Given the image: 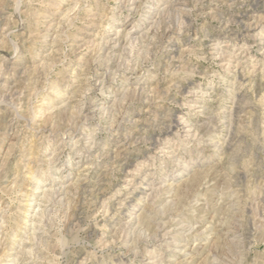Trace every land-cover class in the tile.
Instances as JSON below:
<instances>
[{
  "label": "rangeland",
  "instance_id": "obj_1",
  "mask_svg": "<svg viewBox=\"0 0 264 264\" xmlns=\"http://www.w3.org/2000/svg\"><path fill=\"white\" fill-rule=\"evenodd\" d=\"M0 264H264V0H0Z\"/></svg>",
  "mask_w": 264,
  "mask_h": 264
},
{
  "label": "bare ground",
  "instance_id": "obj_2",
  "mask_svg": "<svg viewBox=\"0 0 264 264\" xmlns=\"http://www.w3.org/2000/svg\"><path fill=\"white\" fill-rule=\"evenodd\" d=\"M154 24V23H153ZM118 35V34H117ZM247 48V47H246ZM245 49V48H244ZM243 50V49H242ZM237 62V61H236ZM244 62V61H243ZM257 65V64H256ZM237 66V65H236ZM227 67V66H226ZM237 69V68H236ZM242 79V78H241ZM184 122V121H183ZM165 148V147H164ZM169 148V147H168ZM172 153V152H171ZM140 218V217H139ZM127 241V240H126Z\"/></svg>",
  "mask_w": 264,
  "mask_h": 264
}]
</instances>
